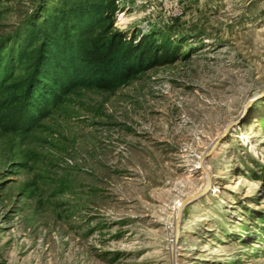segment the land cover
<instances>
[{
	"label": "rangeland",
	"instance_id": "obj_1",
	"mask_svg": "<svg viewBox=\"0 0 264 264\" xmlns=\"http://www.w3.org/2000/svg\"><path fill=\"white\" fill-rule=\"evenodd\" d=\"M64 1L0 0V264H264V0H114L178 59L40 107L18 49Z\"/></svg>",
	"mask_w": 264,
	"mask_h": 264
},
{
	"label": "trees",
	"instance_id": "obj_2",
	"mask_svg": "<svg viewBox=\"0 0 264 264\" xmlns=\"http://www.w3.org/2000/svg\"><path fill=\"white\" fill-rule=\"evenodd\" d=\"M118 10L114 0H66L40 10L18 49L20 55L31 42H40L33 69V105H51L64 88L112 92L178 59L180 47L158 31L115 29ZM5 58L0 74L10 73L16 63V59L6 63Z\"/></svg>",
	"mask_w": 264,
	"mask_h": 264
},
{
	"label": "water",
	"instance_id": "obj_3",
	"mask_svg": "<svg viewBox=\"0 0 264 264\" xmlns=\"http://www.w3.org/2000/svg\"><path fill=\"white\" fill-rule=\"evenodd\" d=\"M186 205V201H184L181 205H180V212L182 210V208Z\"/></svg>",
	"mask_w": 264,
	"mask_h": 264
}]
</instances>
